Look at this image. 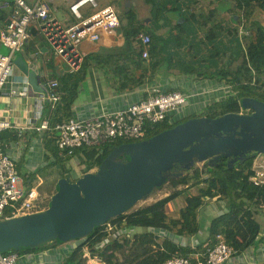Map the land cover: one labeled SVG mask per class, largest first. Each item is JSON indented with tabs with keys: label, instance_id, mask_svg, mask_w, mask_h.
<instances>
[{
	"label": "trees",
	"instance_id": "1",
	"mask_svg": "<svg viewBox=\"0 0 264 264\" xmlns=\"http://www.w3.org/2000/svg\"><path fill=\"white\" fill-rule=\"evenodd\" d=\"M3 1L10 3L9 8L14 6V0H0V3ZM230 3L233 4L230 7L232 11L230 27L223 25L220 18L219 21L216 20L220 16L215 15L216 10L210 14L200 13L198 18L203 27L212 17H214L215 24L206 28L200 40L198 42L193 40L194 43H191V46L194 48L196 43L199 46V50L193 58L197 57L199 61L208 63L204 72L197 73V77L215 79L228 85L231 87V94L224 99L214 101L201 111L189 113L183 119L172 124L166 121L156 125L155 129L143 140L190 118L202 116L215 118L226 113L245 112L242 101L246 98L264 102V25L255 16L258 10H264V0H230ZM9 12L10 9L7 7H0V21L6 19ZM191 17L197 20L195 14H191ZM119 18L120 26L130 30V33L126 34L127 37L129 35L132 39H138L139 33H146L139 29L131 14L123 13ZM225 31L229 41L217 40ZM188 33L190 35L192 32ZM194 37L196 36L194 35ZM152 41L151 36V44ZM129 44L130 40H126V48L130 46ZM233 44L236 47L235 51L230 49ZM140 45L139 52L142 56V44L140 43ZM210 46L213 51L207 50V47ZM201 49L203 53H200ZM190 64L187 61L186 65L183 64L182 70L184 73L192 75L197 70ZM76 86L74 85L72 90ZM72 99L61 94V100L50 114L51 125L70 116ZM3 132L0 133V137ZM10 138L16 140L18 135L14 133ZM40 138L44 162L39 169L29 173V178L33 182L37 177H51L56 174L58 178L54 184L55 188L61 179L75 182L82 176H72L70 163L73 158L76 157L80 163L85 165V174V172L101 165L112 151L114 144L126 143V141L119 140L114 144L79 147L61 153L56 144L55 133L45 132ZM46 141L53 145L52 150L46 147ZM253 160L254 156L249 155L243 160H238L231 167L228 166L226 157H221L212 164L208 162H204L202 166L195 164L182 176L166 182L170 184L171 189H175L172 193L151 204L128 210L109 220L118 226L125 224L132 228L140 227L141 231L132 232V235L124 234L121 238L110 239L103 248H97L95 244L107 235L103 231L104 226H100L93 229L85 237V240L76 239V245L66 249L65 255L56 264H89L87 251L90 254H99L111 264H164L173 255L191 257L190 246L183 245L168 236L163 237L156 230H167L181 236L196 235L201 228L198 220L199 209L213 198L225 201L226 207H222V211L210 222L211 243L209 246L213 247L217 242V235L222 234L226 242L235 249V256L244 253L247 248L256 244L262 233L255 212L259 208L263 209L261 204L264 202V185L256 186L250 181ZM47 169L48 171H45ZM180 186L183 188L179 189ZM193 188H196V193L191 194L190 190ZM183 194L186 195L185 206L181 208L179 217H170L167 205ZM45 247L13 249L5 253L25 254ZM199 250L206 251L202 248V244L199 245Z\"/></svg>",
	"mask_w": 264,
	"mask_h": 264
},
{
	"label": "crops",
	"instance_id": "2",
	"mask_svg": "<svg viewBox=\"0 0 264 264\" xmlns=\"http://www.w3.org/2000/svg\"><path fill=\"white\" fill-rule=\"evenodd\" d=\"M33 4L35 0H26ZM71 0H49L51 12L65 28L78 27L87 18L92 17L97 8L113 7L119 17L123 13L131 14L139 29L150 34L153 43L150 46L148 58H143L139 52V39H132L126 34L130 33L122 25L113 31H101L98 40L89 38L79 39L73 36L76 49L83 57V62L78 71L69 75L68 65L59 56H53L50 44L39 34L33 32V36L24 48L17 53L21 55L29 66L37 73L39 85H48V79L57 78L60 83V92L66 98H73L71 102L74 115L90 117L111 112L127 107L130 103L147 96L149 91H167L179 89L190 95V101L184 109L187 115L204 105V100L222 96L227 88L215 79L197 77L198 72H204L206 64L193 58L199 50L197 43L194 48L193 40H200L205 29L212 26L214 17L202 26L198 18L200 13L220 15L216 20L230 27L232 3L230 0H96L98 7L85 4L79 8V18L70 10ZM97 9V10H99ZM195 14V18L191 17ZM256 18L264 25V10L255 13ZM6 19L0 21L3 27ZM234 25V24H233ZM232 27V26H231ZM188 32H192L190 35ZM195 32V33H194ZM196 37H194V35ZM126 40H130V46L126 48ZM217 40H228L225 31ZM6 48V47H4ZM235 51V44L230 48ZM6 53L8 49H4ZM207 50L213 51L210 47ZM207 52V51H206ZM203 50L201 49V52ZM198 56V55H197ZM191 62L196 68V73L189 75L184 73L181 63ZM22 78L25 82L17 83L16 78ZM28 77L15 64V68L0 95V117L9 119L14 127L30 124L33 121L35 110L34 95H14L11 90L26 88ZM77 85L74 90L73 86ZM33 89V88H32ZM204 108V107H203ZM202 109V108H201ZM16 133L14 129L6 130L0 137V142L6 151L25 163L28 171H36L44 162L43 146L38 134L25 133L20 139L10 138ZM18 161V162H19ZM19 174L24 177L20 172ZM217 198L209 202L213 204ZM222 211V203L217 199ZM208 204V202L206 203ZM199 209L198 220L201 225L199 232L192 236L175 235L167 230H156L163 237H170L183 245L191 247V257L199 250V245L205 250L211 243L209 237L210 220H202ZM211 211L214 212L211 207ZM217 214V213H216ZM133 232L141 231V228L133 227ZM177 236V237H175ZM259 244L252 245L247 250L231 258L226 264H264V233L259 235ZM76 245V242H63L49 244L44 249L31 253L21 254L19 264H56L65 255L66 248ZM25 261V262H24Z\"/></svg>",
	"mask_w": 264,
	"mask_h": 264
},
{
	"label": "built area",
	"instance_id": "3",
	"mask_svg": "<svg viewBox=\"0 0 264 264\" xmlns=\"http://www.w3.org/2000/svg\"><path fill=\"white\" fill-rule=\"evenodd\" d=\"M9 4L7 1L0 3V7L10 9L3 27L0 28V47L8 49L6 53H0V95L15 68V56L24 48L33 36V32L50 44L53 56L65 60L69 67L68 72L72 74L78 71L83 62L73 36L79 39L98 40L101 31L110 32L120 27L119 15L113 7L99 9L76 28H65L52 14L49 0H35L33 4H29L26 0H14L12 8H9ZM85 4L98 7L96 0H71L70 10L80 18L79 8ZM138 39L142 44V57L148 58L151 36L141 32ZM15 80L17 83L25 82L21 77ZM47 81L48 85L43 87V92L32 89L29 82L26 83V88L11 90L14 95L26 97L34 95L36 103L33 121L30 124L14 127L9 119L0 117V133L14 129L20 139L27 132L38 134L39 138L45 132L55 133L56 144L61 153L79 147L114 144L119 140L135 142L143 140L160 123L167 121L172 124L183 119L186 116L184 107L190 101V95L179 89L151 90L147 96L130 103L125 108L96 116H76L71 109L67 119L51 125L50 114L61 100V93L57 78H50ZM226 88V92L219 98L213 99L211 96L210 99H205L204 105L202 104L197 111L229 96L231 87L226 85ZM17 160L0 142V221L42 211L48 207L52 197V195L41 196L37 187L30 188L26 193L24 179L17 170ZM94 169L96 168L88 172H93ZM251 171L250 181L256 186H263L264 154L254 156ZM220 201L225 208V201ZM261 207L264 209V202ZM103 226V231L107 235L95 244L97 248H103L110 239L121 238L124 234L132 235L133 232L132 227L125 224L118 226L111 221ZM235 253V249L226 242L224 236L218 234L215 245L208 246L206 251L197 252L193 257L173 255L164 264H226ZM21 257L18 252L0 253V264H19ZM87 257L89 264H111L97 253L87 252Z\"/></svg>",
	"mask_w": 264,
	"mask_h": 264
},
{
	"label": "water",
	"instance_id": "4",
	"mask_svg": "<svg viewBox=\"0 0 264 264\" xmlns=\"http://www.w3.org/2000/svg\"><path fill=\"white\" fill-rule=\"evenodd\" d=\"M14 63L35 91H44L21 55ZM242 107L245 112L190 118L149 139L114 145L96 171L59 180L46 209L1 220L0 253L83 239L195 164L226 157L231 167L264 154V102L246 98Z\"/></svg>",
	"mask_w": 264,
	"mask_h": 264
},
{
	"label": "rangeland",
	"instance_id": "5",
	"mask_svg": "<svg viewBox=\"0 0 264 264\" xmlns=\"http://www.w3.org/2000/svg\"><path fill=\"white\" fill-rule=\"evenodd\" d=\"M99 9V8H97ZM95 10L94 12H97L98 10ZM6 48L4 47H0V53H4ZM184 66L183 63H181V67ZM186 108V106L184 107V109ZM45 145L46 147H48L50 150L53 149V145L52 144H49L47 141L45 142ZM17 160V170L18 172H20L24 177V187H25V190H26V193H28V191L30 190V188L32 187H37L38 188V192L41 194V196H50V195H53L55 193V187H54V184L56 183L57 181V178H58V175L54 174L53 176L51 177H41V178H36V180H34L33 182H31V179L29 178V173L31 171H28L27 168H26V165L24 162L22 161H19ZM71 167H72V176L73 177H78L79 175H83L84 174V166L82 163L79 162V160L75 157L71 160V163H70ZM203 163H199L198 166H202ZM96 169H94V171H96ZM45 171H48L45 170ZM44 173H47V172H44ZM56 176V177H55ZM183 188V186H180L179 189ZM175 189H171L170 188V184L168 183H165L164 185H162L160 188L156 189L154 192H152L148 198L146 199H143L141 201H139L137 203V205L135 207H133L132 209H137L141 206H145V205H148V204H151L155 201H157L158 199H161L165 196H167L168 194L172 193ZM53 192V193H52ZM191 194H194L196 193V188H193L192 190H190ZM185 197L186 195L183 194L181 196H179L178 198H176L175 200L171 201L168 205H167V212L169 214L170 217H174V218H177L179 217V214H180V210L182 207L185 206ZM216 201L213 203L215 204V207L219 208V204L217 202V199H215ZM211 202L213 201L210 200ZM210 201H207L208 204H205V206L203 207L204 209L201 211L200 210V213H201V217H202V220L205 222V220H210L212 221L219 213L220 211H217L215 209V207L212 205V203L210 204L209 202ZM211 207L213 208L214 212L211 211ZM217 213V214H216ZM255 217L256 219L259 221L260 225H261V232L264 233V209H258L257 212H255ZM86 238H83L82 240H85ZM70 243H75L76 240H72V241H69ZM52 244V243H50ZM256 244H259V241L257 240ZM255 244V245H256ZM68 249V248H66ZM88 252V251H87ZM25 262V261H24Z\"/></svg>",
	"mask_w": 264,
	"mask_h": 264
},
{
	"label": "flooded vegetation",
	"instance_id": "6",
	"mask_svg": "<svg viewBox=\"0 0 264 264\" xmlns=\"http://www.w3.org/2000/svg\"><path fill=\"white\" fill-rule=\"evenodd\" d=\"M249 155H251V154H249Z\"/></svg>",
	"mask_w": 264,
	"mask_h": 264
}]
</instances>
